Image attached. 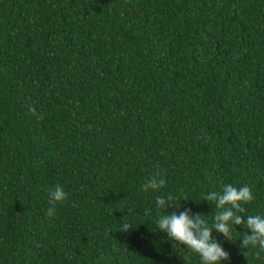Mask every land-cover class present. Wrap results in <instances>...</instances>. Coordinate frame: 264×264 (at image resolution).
<instances>
[{
	"label": "trees",
	"instance_id": "trees-1",
	"mask_svg": "<svg viewBox=\"0 0 264 264\" xmlns=\"http://www.w3.org/2000/svg\"><path fill=\"white\" fill-rule=\"evenodd\" d=\"M229 183L264 216V0H0V264H202L155 200L211 225Z\"/></svg>",
	"mask_w": 264,
	"mask_h": 264
},
{
	"label": "clouds",
	"instance_id": "clouds-1",
	"mask_svg": "<svg viewBox=\"0 0 264 264\" xmlns=\"http://www.w3.org/2000/svg\"><path fill=\"white\" fill-rule=\"evenodd\" d=\"M29 111L34 112V109L30 108ZM165 186L164 174L157 171L142 184L141 189L145 192L159 191ZM48 195L50 207L47 209V215L51 217L54 215L56 203L64 201L67 193L57 185L49 190ZM175 199L187 200L172 194L156 197V207L162 213L156 219V227L166 233L170 240L198 254L202 264H222V261L230 259V253L213 237L214 230L223 234L226 240L232 241L233 228L243 225L244 229L250 231H244L241 248L258 247L264 251V216L241 215L245 211L242 205L254 199L249 186L237 187L229 183L223 185L221 191H211L204 195L203 200L214 203L215 208L219 210L215 212L211 225L202 218L201 213H193L191 208L166 212V209L175 205L171 203ZM133 225L125 220L118 231H129Z\"/></svg>",
	"mask_w": 264,
	"mask_h": 264
}]
</instances>
